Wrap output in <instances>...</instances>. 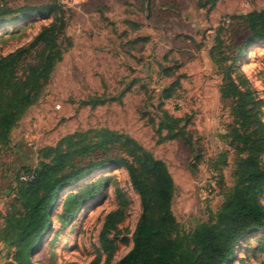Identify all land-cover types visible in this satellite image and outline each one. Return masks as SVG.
Here are the masks:
<instances>
[{
  "label": "rangeland",
  "instance_id": "374dc122",
  "mask_svg": "<svg viewBox=\"0 0 264 264\" xmlns=\"http://www.w3.org/2000/svg\"><path fill=\"white\" fill-rule=\"evenodd\" d=\"M7 1L11 6L55 3L66 18L65 34L71 44L9 143L0 146V226L13 197L10 188L23 168L37 165L39 149L91 128L124 132L165 162L175 185L171 208L182 229L206 221L233 184L235 160L223 138L229 106L220 96L222 75L211 54L234 52L240 29L233 16L264 8V0H219L211 9L199 7L197 0H153L150 5L148 0H83L76 7L65 0ZM57 12L2 28L0 55L28 43ZM216 34L225 41L219 50L212 49ZM238 65L264 98V46L251 47ZM172 82L176 84L171 97L162 99V89ZM90 100L98 103L90 105ZM163 110L181 119L179 125L191 137V145L181 138L163 139L166 130L159 131ZM104 175L111 176L108 185L65 226L52 217L51 230L32 256L34 264H104L99 233L105 215L118 206L116 189L127 203L118 225L121 233L108 235L115 244L108 264L131 248L141 211L139 195L124 168L88 178ZM261 201L264 204V195ZM59 211L60 206L55 212ZM260 239L264 240V231L247 245L255 246ZM7 256L8 247L0 242V264ZM239 256L244 257L243 264H264V252L242 251Z\"/></svg>",
  "mask_w": 264,
  "mask_h": 264
},
{
  "label": "trees",
  "instance_id": "16d2710c",
  "mask_svg": "<svg viewBox=\"0 0 264 264\" xmlns=\"http://www.w3.org/2000/svg\"><path fill=\"white\" fill-rule=\"evenodd\" d=\"M217 1L197 0V4L211 9ZM151 2L148 0V5ZM54 10L58 11L56 18L43 25L28 43L0 55V146L9 143L12 129L38 101L71 44L65 34L66 18L55 3L11 6L7 0H0V31ZM233 19L240 29L234 52L211 54L222 75L220 96L229 106L230 122L223 135L226 151L235 156L233 184L219 208L192 229H182L171 208L174 181L162 159L124 132L76 130L54 145L40 148L37 165L21 171L31 173L32 178L24 181L18 175L10 188L13 197L0 226V242L8 247L3 264H34L32 256L51 230L52 217L56 215L65 226L111 178L88 177L115 168L126 170L132 189L139 195L141 211L131 234V248L114 264H243L240 252H264L263 239L255 246L247 245L264 231V98L238 65L251 47L264 46V8L234 15ZM214 42L213 50L225 41L216 34ZM175 84L162 89V99L171 97ZM180 121L163 110L159 131L166 130L163 139L181 138L191 145ZM194 159L199 160L197 155ZM194 168L191 163V170ZM116 196L118 206L105 215L99 233V244L106 253L104 264L115 248L114 239L108 235L121 233L118 225L127 203L119 189Z\"/></svg>",
  "mask_w": 264,
  "mask_h": 264
},
{
  "label": "built area",
  "instance_id": "2783aa9c",
  "mask_svg": "<svg viewBox=\"0 0 264 264\" xmlns=\"http://www.w3.org/2000/svg\"><path fill=\"white\" fill-rule=\"evenodd\" d=\"M83 0H65V2L71 6V7H76L78 5H80L82 3ZM229 19H226L225 22L229 23ZM59 106V105H58ZM32 178V174L31 173H25V172H21L19 174V179L20 180H30Z\"/></svg>",
  "mask_w": 264,
  "mask_h": 264
},
{
  "label": "crops",
  "instance_id": "0c3cea01",
  "mask_svg": "<svg viewBox=\"0 0 264 264\" xmlns=\"http://www.w3.org/2000/svg\"><path fill=\"white\" fill-rule=\"evenodd\" d=\"M153 1V0H152ZM66 32H67V30H66ZM15 129V127L12 129V131ZM12 131H11V133H12ZM10 138H11V134H10Z\"/></svg>",
  "mask_w": 264,
  "mask_h": 264
},
{
  "label": "bare ground",
  "instance_id": "6f19581e",
  "mask_svg": "<svg viewBox=\"0 0 264 264\" xmlns=\"http://www.w3.org/2000/svg\"><path fill=\"white\" fill-rule=\"evenodd\" d=\"M59 107V106H58Z\"/></svg>",
  "mask_w": 264,
  "mask_h": 264
}]
</instances>
